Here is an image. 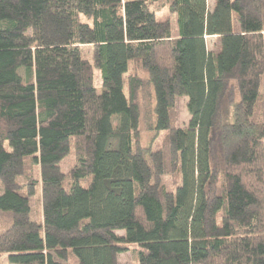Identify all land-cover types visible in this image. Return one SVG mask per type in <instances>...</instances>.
I'll return each mask as SVG.
<instances>
[{
    "label": "trees",
    "instance_id": "trees-1",
    "mask_svg": "<svg viewBox=\"0 0 264 264\" xmlns=\"http://www.w3.org/2000/svg\"><path fill=\"white\" fill-rule=\"evenodd\" d=\"M131 245L139 264H264V0H0V264Z\"/></svg>",
    "mask_w": 264,
    "mask_h": 264
},
{
    "label": "rangeland",
    "instance_id": "rangeland-1",
    "mask_svg": "<svg viewBox=\"0 0 264 264\" xmlns=\"http://www.w3.org/2000/svg\"><path fill=\"white\" fill-rule=\"evenodd\" d=\"M214 2L215 0H207L209 11H212L214 8ZM166 11H163L162 13L157 15V19L159 21L164 20L165 17H167ZM171 26H172V33L175 37L179 35V26H178V17L177 15H171ZM234 28L236 31L239 30V24L234 20ZM207 44L208 49L210 51H213L214 53L218 52L220 49L219 40L215 37L207 38ZM83 57L89 61L93 62V48L91 46H84L82 47ZM95 82L96 86L101 91L102 88V80L100 77V71L95 69ZM127 83H125V91L127 92ZM188 99L186 97L178 98L176 102V115H177V122L179 126H186L190 120V113L188 110ZM143 109H145V105L142 106ZM145 112V111H143ZM117 118L115 117L113 121L116 123ZM146 117L143 113L141 123H140V130H139V142L142 147H148L151 146L154 149H158L160 145H162L163 140L165 139V134H158L154 135L152 131L149 130V126L147 125ZM75 152L72 151V154L69 155L62 163L61 168L64 173L68 175L70 172L72 166L74 165L75 160ZM34 177L36 179H40V173L39 168L34 167ZM167 180H169L167 183L170 182L171 178L169 177ZM20 182L22 183L23 180L21 179ZM83 186H85V183H82ZM31 203V209H32V219L33 220H39L41 216V199L40 195H37L36 197H33L30 201ZM118 235H124L123 231H119L117 233ZM140 261V248L138 245H131L130 250L126 253L121 254L118 257L119 264H139Z\"/></svg>",
    "mask_w": 264,
    "mask_h": 264
}]
</instances>
